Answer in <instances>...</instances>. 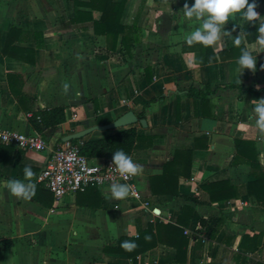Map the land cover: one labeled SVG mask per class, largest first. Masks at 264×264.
Returning <instances> with one entry per match:
<instances>
[{
	"label": "crops",
	"instance_id": "0c3cea01",
	"mask_svg": "<svg viewBox=\"0 0 264 264\" xmlns=\"http://www.w3.org/2000/svg\"><path fill=\"white\" fill-rule=\"evenodd\" d=\"M91 1L0 0V126L37 134L53 149L69 134L133 112L146 122L132 125L138 135L152 137L131 156L142 166L134 178L141 197L113 198L104 185L57 202L36 182L48 152L0 144V264H264V202L247 192L254 180L247 160L264 171V131L251 112L264 97V50L254 71H237L241 48L255 55L264 0H256L262 17L245 29L239 16L229 20L230 34L211 46L177 38L191 30L179 17L185 0ZM103 10L110 22L96 26ZM55 107L64 121L36 130L34 115ZM236 142L248 144L238 152ZM178 152L191 160L188 177L186 155L177 161L178 195H153L150 178ZM26 165L35 172L30 199L4 183L26 179ZM214 182L228 183L233 195L211 201L203 186ZM179 215L188 240L179 259L160 243L132 258L104 251L157 221L175 225Z\"/></svg>",
	"mask_w": 264,
	"mask_h": 264
},
{
	"label": "trees",
	"instance_id": "16d2710c",
	"mask_svg": "<svg viewBox=\"0 0 264 264\" xmlns=\"http://www.w3.org/2000/svg\"><path fill=\"white\" fill-rule=\"evenodd\" d=\"M89 4H93V1ZM109 22L108 11L103 10L100 22L96 24V26L108 25ZM247 27H249V25L245 23L244 29ZM123 43H125V39H123ZM63 121L64 111L60 107L42 110L31 119V123L36 130L40 127L54 128L60 125ZM144 141L146 144L142 145L141 142ZM72 142H82L79 152L89 160L103 159L112 161V153L116 150L122 149L128 155L132 156L141 145L144 147L151 146L152 137L140 136L138 135L135 126H128L115 130L113 133L107 134L96 140L80 138L78 140H72ZM246 144L248 143L236 142L237 151L241 152V148H245ZM185 155L186 175L187 177L189 176L191 164L189 153H176L172 162H168L164 165L163 172L160 176L150 178V188L153 195H178L177 179L179 173L177 171V161ZM247 163L251 166L252 170H254V180L248 183L247 192L249 195L254 196L257 201L264 202V171L256 162L255 158L247 160ZM88 189L95 190L96 188L91 187ZM203 189L208 193L211 201H222L233 195L232 187L226 182H214L207 186H203ZM187 210L189 209L184 208L181 215L185 214ZM181 215L178 216L175 225H165L157 221L154 225L149 224L145 230L140 231L137 238L121 237L116 247H109L104 249V251L106 250L111 253L126 255L128 258H132L145 253L160 243L176 249L177 258L179 259L180 255L185 254L188 243V240L183 235V228L187 225V222H183V217H181ZM124 240L135 241L136 247L132 251L125 250L121 247V242Z\"/></svg>",
	"mask_w": 264,
	"mask_h": 264
},
{
	"label": "clouds",
	"instance_id": "9594fccd",
	"mask_svg": "<svg viewBox=\"0 0 264 264\" xmlns=\"http://www.w3.org/2000/svg\"><path fill=\"white\" fill-rule=\"evenodd\" d=\"M256 0H192L189 5L185 0L184 5L179 9L180 18L188 21L190 31L181 34L180 39L185 40L189 45L199 43L202 46H211L221 40L223 36L230 32L225 28L226 22L235 21L239 16L243 21L251 22L262 17L256 10ZM258 35L255 37V55L247 47L241 48L240 55L237 58L239 74L245 68L255 70L257 53L264 50V21L260 22L257 29ZM234 43L241 44V37L235 36ZM264 67V65H262ZM251 112L256 117L257 127L264 131V97L258 98V101L251 107ZM112 164L122 176L137 175L142 166L136 163L130 155L122 149L112 153ZM23 175L26 179L10 178L4 183L9 192L17 198L30 199L36 191V184L31 181L35 172L31 166H24ZM108 193L113 198H124L129 193L127 184L112 183L109 185ZM121 247L127 251H132L136 247L135 241L124 240Z\"/></svg>",
	"mask_w": 264,
	"mask_h": 264
},
{
	"label": "built area",
	"instance_id": "2783aa9c",
	"mask_svg": "<svg viewBox=\"0 0 264 264\" xmlns=\"http://www.w3.org/2000/svg\"><path fill=\"white\" fill-rule=\"evenodd\" d=\"M0 144L10 145L24 151H47L49 158L36 177V182L50 192L57 202L66 196H74L86 189L101 188L112 183L127 184L128 196L140 199L134 184L135 176H122L110 160L94 164L80 154L82 142L63 141L55 148H48L44 139L37 135H27L6 130L0 126Z\"/></svg>",
	"mask_w": 264,
	"mask_h": 264
},
{
	"label": "water",
	"instance_id": "95a60500",
	"mask_svg": "<svg viewBox=\"0 0 264 264\" xmlns=\"http://www.w3.org/2000/svg\"><path fill=\"white\" fill-rule=\"evenodd\" d=\"M140 124V126L145 127L146 122L144 119H138L137 116L133 112H126L113 122H110L105 125H96L89 128H86L84 130L75 132L73 134H69L65 136L62 141H71V140H78L80 138H83L87 136L88 134L92 133L93 131H110V130H118L121 128H125L128 126H132L134 124Z\"/></svg>",
	"mask_w": 264,
	"mask_h": 264
}]
</instances>
